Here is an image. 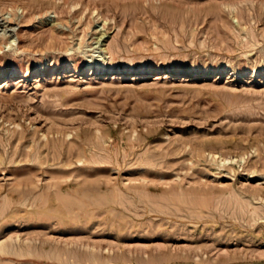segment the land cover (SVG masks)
Returning <instances> with one entry per match:
<instances>
[{"label": "rangeland", "instance_id": "rangeland-1", "mask_svg": "<svg viewBox=\"0 0 264 264\" xmlns=\"http://www.w3.org/2000/svg\"><path fill=\"white\" fill-rule=\"evenodd\" d=\"M0 23V264H264V0H0Z\"/></svg>", "mask_w": 264, "mask_h": 264}, {"label": "bare ground", "instance_id": "bare-ground-1", "mask_svg": "<svg viewBox=\"0 0 264 264\" xmlns=\"http://www.w3.org/2000/svg\"><path fill=\"white\" fill-rule=\"evenodd\" d=\"M5 23H3V24H1L0 23V26H2L1 27V29H0V39H8V41H9V44L11 45L13 42H14V39L12 38V34H11V32L13 31V28L11 27V26H9V24H5ZM104 32H102V31H100L97 35H96V42H95V47H94V49H96V51L99 53V55H96V57L98 56H102V53H103V50L104 49H102V45H101V41H102V38H103V36H104ZM92 51H94V50H92ZM96 51H95V53H96ZM103 58H101V60H102ZM97 59H91L88 63H89V65H90V67L93 65V63L96 61ZM98 61V60H97ZM115 65V64H114ZM8 250V247L6 246V245H4L3 243H1L0 244V252L2 253V252H6ZM9 252V251H8ZM0 253V254H1ZM10 253V252H9ZM3 255V254H2Z\"/></svg>", "mask_w": 264, "mask_h": 264}]
</instances>
